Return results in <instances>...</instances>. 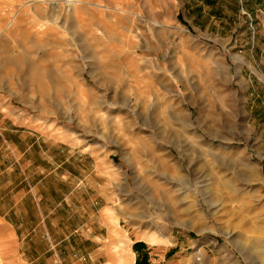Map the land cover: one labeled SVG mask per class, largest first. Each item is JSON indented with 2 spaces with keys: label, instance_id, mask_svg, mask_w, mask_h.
<instances>
[{
  "label": "rangeland",
  "instance_id": "obj_1",
  "mask_svg": "<svg viewBox=\"0 0 264 264\" xmlns=\"http://www.w3.org/2000/svg\"><path fill=\"white\" fill-rule=\"evenodd\" d=\"M185 2L0 0V110L113 156L137 264H264V130L235 76L264 33L207 37Z\"/></svg>",
  "mask_w": 264,
  "mask_h": 264
},
{
  "label": "crops",
  "instance_id": "obj_2",
  "mask_svg": "<svg viewBox=\"0 0 264 264\" xmlns=\"http://www.w3.org/2000/svg\"><path fill=\"white\" fill-rule=\"evenodd\" d=\"M184 4L194 15L192 21L207 23V37L224 38L229 22L237 21L244 27L229 29L228 37L243 38L252 29L259 37L264 33V0H186ZM243 11L252 15L256 27L242 17ZM238 52L249 54L245 58L258 66L262 76L246 63L235 75L250 117L257 119L256 133H261L264 46L255 41ZM262 140L258 138L259 143ZM115 182L111 154L93 144L79 146L44 132L38 135L32 122L0 110V264H117L121 247L126 253L119 264H137L135 243L140 252L147 246L140 244L143 239L133 241L126 231V235L118 231Z\"/></svg>",
  "mask_w": 264,
  "mask_h": 264
},
{
  "label": "bare ground",
  "instance_id": "obj_3",
  "mask_svg": "<svg viewBox=\"0 0 264 264\" xmlns=\"http://www.w3.org/2000/svg\"><path fill=\"white\" fill-rule=\"evenodd\" d=\"M152 240H155L154 237H151ZM157 240V239H156Z\"/></svg>",
  "mask_w": 264,
  "mask_h": 264
}]
</instances>
